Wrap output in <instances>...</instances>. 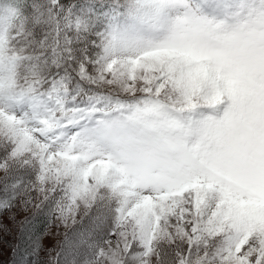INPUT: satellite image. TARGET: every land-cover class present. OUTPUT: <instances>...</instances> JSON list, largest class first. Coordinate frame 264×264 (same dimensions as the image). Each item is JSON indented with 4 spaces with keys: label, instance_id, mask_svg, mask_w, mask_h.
I'll use <instances>...</instances> for the list:
<instances>
[{
    "label": "snow or ice",
    "instance_id": "1",
    "mask_svg": "<svg viewBox=\"0 0 264 264\" xmlns=\"http://www.w3.org/2000/svg\"><path fill=\"white\" fill-rule=\"evenodd\" d=\"M0 264H264V0H0Z\"/></svg>",
    "mask_w": 264,
    "mask_h": 264
},
{
    "label": "rangeland",
    "instance_id": "2",
    "mask_svg": "<svg viewBox=\"0 0 264 264\" xmlns=\"http://www.w3.org/2000/svg\"><path fill=\"white\" fill-rule=\"evenodd\" d=\"M0 238H6V239H11V237H4V234L3 233H0ZM9 252V249H8V246L5 245L4 246V253L2 256H0V261H4L6 255L8 254Z\"/></svg>",
    "mask_w": 264,
    "mask_h": 264
},
{
    "label": "trees",
    "instance_id": "3",
    "mask_svg": "<svg viewBox=\"0 0 264 264\" xmlns=\"http://www.w3.org/2000/svg\"><path fill=\"white\" fill-rule=\"evenodd\" d=\"M9 256H10V252H8V254L6 255L4 261H8L9 260Z\"/></svg>",
    "mask_w": 264,
    "mask_h": 264
}]
</instances>
